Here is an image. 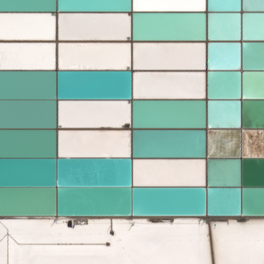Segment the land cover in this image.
I'll return each instance as SVG.
<instances>
[{"label": "snow or ice", "instance_id": "6c2138e0", "mask_svg": "<svg viewBox=\"0 0 264 264\" xmlns=\"http://www.w3.org/2000/svg\"><path fill=\"white\" fill-rule=\"evenodd\" d=\"M0 70L49 89L38 126L54 131L22 135L50 137L61 194L120 192L126 205L69 227L0 204L51 217L0 220V264H264V190L253 212L241 171L264 159V131L241 123L264 100V0H0ZM109 82L125 90L97 91ZM161 156L201 158H147ZM76 168L93 178L71 180Z\"/></svg>", "mask_w": 264, "mask_h": 264}, {"label": "water", "instance_id": "95a60500", "mask_svg": "<svg viewBox=\"0 0 264 264\" xmlns=\"http://www.w3.org/2000/svg\"><path fill=\"white\" fill-rule=\"evenodd\" d=\"M59 4V0H56ZM253 14H260L259 12ZM218 44L232 43L229 40H218ZM199 42V41H195ZM243 43V41H241ZM253 43H259L253 41ZM253 61L260 63L259 50H254ZM259 72L258 67L250 69ZM2 71V70H0ZM222 84L225 82H221ZM125 89L119 82H109L106 87L97 89L111 94H119ZM49 89L44 82H23L0 80V204L10 211H55L60 218H115L103 215H92L105 209L123 210L126 206L122 193L107 191L77 190L65 187L63 195L59 180L58 165H54L50 154V137L42 135H22L23 133H46L54 129L40 127L46 123L47 110L44 107L50 102ZM56 93L60 94V81H56ZM241 123L243 129L264 131V100L251 97L244 105ZM22 124L33 126L24 127ZM130 126V125H127ZM131 127V126H130ZM186 129L142 127L140 132L180 131ZM55 131H59L57 127ZM259 143V138H252ZM155 159H198L189 157H147ZM242 182L244 187L255 189L250 197L249 207L258 212L261 201V190H264V159L252 157L241 160ZM99 175V173H97ZM71 180H88L93 178L89 169L76 168L69 174ZM55 190L53 201L52 192ZM179 190V189H172ZM258 217V216H257ZM0 218H51L41 216H3ZM127 218V217H121ZM167 218V217H150ZM227 218V217H221Z\"/></svg>", "mask_w": 264, "mask_h": 264}, {"label": "bare ground", "instance_id": "6f19581e", "mask_svg": "<svg viewBox=\"0 0 264 264\" xmlns=\"http://www.w3.org/2000/svg\"><path fill=\"white\" fill-rule=\"evenodd\" d=\"M125 130H132L130 126H124ZM99 130H107V131H111V130H118V129H99ZM231 218H236V217H227V218H223V219H231ZM257 218V217H255ZM3 219H18V218H0V220ZM27 219H36V218H27ZM40 219H48V218H40ZM59 219V218H57ZM69 221V227L73 226L74 222H83V221H87L90 219H104V218H65ZM151 219H160V218H151ZM239 219H243V218H239Z\"/></svg>", "mask_w": 264, "mask_h": 264}]
</instances>
